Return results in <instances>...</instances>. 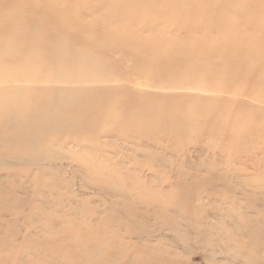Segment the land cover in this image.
<instances>
[{
    "label": "rangeland",
    "instance_id": "1",
    "mask_svg": "<svg viewBox=\"0 0 264 264\" xmlns=\"http://www.w3.org/2000/svg\"><path fill=\"white\" fill-rule=\"evenodd\" d=\"M223 1L0 0V264H264V0Z\"/></svg>",
    "mask_w": 264,
    "mask_h": 264
},
{
    "label": "bare ground",
    "instance_id": "2",
    "mask_svg": "<svg viewBox=\"0 0 264 264\" xmlns=\"http://www.w3.org/2000/svg\"><path fill=\"white\" fill-rule=\"evenodd\" d=\"M225 1L228 2V3H232V2L234 3V9L232 11L236 15H238L240 17H244L245 21H249V22L253 21V23H254V17L257 16L256 15V11L258 9H255V8L250 9V8H248V5L246 3H243L244 1L242 2L241 0H225ZM225 1H223L219 5L220 8L222 6H226V4H228ZM103 3H105V0H103ZM226 12H228V7L227 6L222 9L221 13H222V15L223 14L225 15ZM176 13H177V15H176L177 19L184 20V19H187V18L190 17V16H187V17L185 16L187 14H190L186 10L183 11L182 9H179L178 11H176ZM220 17H221V15H220ZM220 17L218 18L219 19L218 22L223 27L225 25V23H224L225 17L222 16V18L224 20L220 19ZM199 18L201 19V17H199ZM201 20L203 21V19H201ZM200 23L197 24V25H194V28L199 27V25L202 24V23L201 24ZM182 24H186V22L182 21ZM191 25L187 24V28L189 30L193 29V25L192 26ZM247 41L251 42L250 40H246V42ZM63 46H64V42H62L61 39H58L57 42H55L54 48L51 49L50 53H49L51 58H52V60H54L55 62H58V66L54 67L55 71L53 69H51L50 73L52 75L53 74L55 75V79H56L55 81H58L60 83L59 84L60 86L69 85L70 86V90H72V89L74 90L76 88V86H77V85H75V83L79 79L80 76L86 77L87 78V82H89V79L95 78L96 77L95 75H97L98 73L102 72V69H101L102 67L94 62L95 58L93 56L90 59H84V61H83L81 58H79V56L81 55L80 52L77 53V55H73L75 57V61H76V66L74 67V70L69 72V73H67L65 70L63 71L65 65L61 69L60 64H59L60 60L64 57V53H63V49H62ZM32 47H33V45H32ZM216 52L220 54V51H216ZM33 53H34L33 56H35L36 53H35L34 47H33ZM84 65H88V67H87V70L83 74H81V72H80L81 70H79V69H82ZM243 76H245V75H243ZM14 82H16V81H14ZM78 83L81 84L80 80H78ZM51 84L56 85L58 83L57 82H55V83L53 82ZM87 85H89V84H85V85H82L80 87H85ZM15 86H17V85H15ZM59 89H62V88H57L56 87L54 89H51L52 91H51V97H50L49 101L53 102V104H57V105H60V106L64 107L65 106L64 104H67V102L69 100L67 95L70 92L64 91L63 89L62 90H59ZM16 106L17 105L14 106V110H16V108H17ZM24 109L25 108L19 107L17 109V111H21V110H24ZM64 112H62L61 115L58 118H53L50 115V111L49 110L41 111V112L32 111V113L34 114V117H33L32 123L26 125L27 129L18 126V129H19L18 133H24L25 134L23 137L26 138L25 145H26L27 151L24 152V156L28 160H38V159L43 158L44 154H42V153H44L43 151H44L45 144L48 143L46 141V139H44V137L49 132V129H52V127L57 126L58 123H60V122L66 121V119H61L62 114ZM16 115H17V117L19 119V116H18L17 113H16ZM19 120H21V119H19ZM40 151H42V153H40Z\"/></svg>",
    "mask_w": 264,
    "mask_h": 264
}]
</instances>
